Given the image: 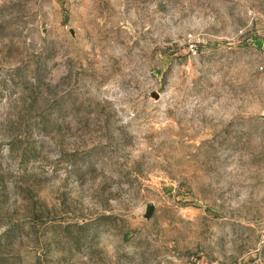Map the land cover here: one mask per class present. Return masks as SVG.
<instances>
[{"label": "rangeland", "instance_id": "rangeland-1", "mask_svg": "<svg viewBox=\"0 0 264 264\" xmlns=\"http://www.w3.org/2000/svg\"><path fill=\"white\" fill-rule=\"evenodd\" d=\"M263 59L264 0H0V264H264Z\"/></svg>", "mask_w": 264, "mask_h": 264}, {"label": "water", "instance_id": "water-1", "mask_svg": "<svg viewBox=\"0 0 264 264\" xmlns=\"http://www.w3.org/2000/svg\"><path fill=\"white\" fill-rule=\"evenodd\" d=\"M153 211H154V204L153 203L147 204L145 217L150 218L153 214Z\"/></svg>", "mask_w": 264, "mask_h": 264}, {"label": "built area", "instance_id": "built-area-1", "mask_svg": "<svg viewBox=\"0 0 264 264\" xmlns=\"http://www.w3.org/2000/svg\"><path fill=\"white\" fill-rule=\"evenodd\" d=\"M190 50L193 51V44L189 45ZM257 69L260 71V73L264 74V59L261 61L260 64H258Z\"/></svg>", "mask_w": 264, "mask_h": 264}]
</instances>
